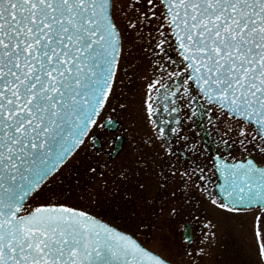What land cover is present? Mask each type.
<instances>
[{"label": "snow or ice", "instance_id": "obj_1", "mask_svg": "<svg viewBox=\"0 0 264 264\" xmlns=\"http://www.w3.org/2000/svg\"><path fill=\"white\" fill-rule=\"evenodd\" d=\"M205 209L264 264V0H0V264H200Z\"/></svg>", "mask_w": 264, "mask_h": 264}, {"label": "rangeland", "instance_id": "obj_2", "mask_svg": "<svg viewBox=\"0 0 264 264\" xmlns=\"http://www.w3.org/2000/svg\"><path fill=\"white\" fill-rule=\"evenodd\" d=\"M128 88V87H127ZM131 90V89H130ZM132 94H130L127 99L130 100ZM125 99V98H124ZM117 120L122 125V129L119 131L125 138V141H130L133 138H138V133H140V125H139V116L138 113L134 110V108L129 106V108L119 113L117 116ZM133 122H135V127L133 126ZM109 137V136H108ZM128 146L125 148L127 152ZM124 158V154L121 157L117 158L114 163L119 164ZM86 163V159L82 158L80 163L70 165V171L66 170L63 174L64 183L71 190L70 191V199L73 202H82L80 200L81 197H84L87 200V193L83 190L82 187H78L75 183V177L82 172L83 165ZM101 195H104L101 193ZM91 205V201L88 202ZM97 211L108 217H115L117 221L121 224H130L136 225L141 218L146 219L147 217L142 216L141 210L137 207V201L133 200H124L120 197H105L103 202H101L100 206L97 207ZM208 213L213 214L210 209H205V214ZM221 219L224 220V223L229 227L226 231L221 235L220 240L222 241V245L227 247H238L241 251L242 256H246L245 248L248 240V226L244 218L241 220H235V225L230 221L228 214H221ZM245 237V238H244ZM225 248V250H226ZM218 252V250H217ZM219 253V252H218ZM219 258L225 257V254L219 253ZM247 257V256H246ZM243 258V257H242ZM223 261L226 262V259L223 258ZM220 261V262H223ZM224 262V264H226ZM200 264H209L205 259L200 260Z\"/></svg>", "mask_w": 264, "mask_h": 264}, {"label": "flooded vegetation", "instance_id": "obj_3", "mask_svg": "<svg viewBox=\"0 0 264 264\" xmlns=\"http://www.w3.org/2000/svg\"><path fill=\"white\" fill-rule=\"evenodd\" d=\"M124 91L125 93H127V95L124 98L128 100L127 97L130 94H132V91L130 90L129 87L127 88V86L125 87ZM107 135L109 136V138H112L113 133L112 134L108 133ZM119 135L123 137L124 147L126 148L128 146L127 152H130L129 146H130L131 140L127 142L125 141V138L122 134L119 133ZM221 214L222 213H220L218 210L216 213L210 214V218L213 219V223L217 224V227L214 230L216 233V236H215L214 244H212L208 250L209 254L204 256L203 259H205L209 264H224L225 261L222 260L223 258L226 259V262H225L226 264H247V257L246 256L244 257L241 255V251L238 247H235V248L227 247L226 248L225 246L222 245V241L220 240L221 235L226 231V229L229 226L224 223L223 219H221ZM205 215L209 216L208 213H206ZM242 218L244 217H234V218L229 217L230 221L235 225V227H236V223H239V222H234V221L241 220ZM132 226H135V225H132ZM245 240L248 242L247 237L245 238ZM217 250L219 253H222L223 255L225 254V257L219 258L220 254L217 252ZM220 261H223V262H220Z\"/></svg>", "mask_w": 264, "mask_h": 264}]
</instances>
